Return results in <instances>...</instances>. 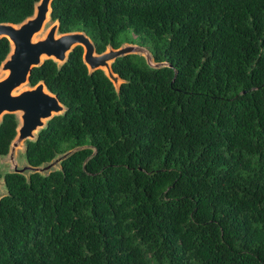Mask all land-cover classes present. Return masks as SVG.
Returning a JSON list of instances; mask_svg holds the SVG:
<instances>
[{"label":"trees","instance_id":"trees-1","mask_svg":"<svg viewBox=\"0 0 264 264\" xmlns=\"http://www.w3.org/2000/svg\"><path fill=\"white\" fill-rule=\"evenodd\" d=\"M40 0H0L19 25ZM59 34L97 54L130 32L149 46L89 72L83 49L46 60L64 106L2 176L0 264H264V0H53ZM10 52L0 38V66ZM0 123V161L17 135Z\"/></svg>","mask_w":264,"mask_h":264},{"label":"water","instance_id":"water-1","mask_svg":"<svg viewBox=\"0 0 264 264\" xmlns=\"http://www.w3.org/2000/svg\"><path fill=\"white\" fill-rule=\"evenodd\" d=\"M52 2L53 0H40L35 6L33 16L19 25L0 24V38H6L10 44V52L0 66V77L5 74V77L0 79V123L7 114L16 115L19 122L17 135L8 153L11 162L17 149L26 141L35 140L46 123L65 110L57 96L51 94L44 83L41 82L35 87L29 86L32 70L40 67L44 61L52 60L62 65L69 53L80 46L83 49V62L89 72L104 71L116 90L121 80L112 73L111 65L118 58L135 54L143 56L152 68L167 65L155 64L149 51L130 44L118 49L108 48L102 54H97L94 44L84 33L59 34L57 23H54L42 37L36 38L50 21ZM24 86L27 88L23 89ZM54 163L36 169L28 166L22 169L14 167L13 171L43 172L50 170Z\"/></svg>","mask_w":264,"mask_h":264},{"label":"rangeland","instance_id":"rangeland-1","mask_svg":"<svg viewBox=\"0 0 264 264\" xmlns=\"http://www.w3.org/2000/svg\"><path fill=\"white\" fill-rule=\"evenodd\" d=\"M52 25L53 24L50 21L45 24L44 34H46V32L49 30V28ZM121 40L124 41L122 47L125 46V45L130 44V45L140 46L143 49L149 51V46L140 44L139 40L137 39V37L134 36L130 32L123 33L121 35ZM4 77H5V74H3V76H1L0 79H2ZM25 88H27V86L23 87V89H25ZM14 167H16L18 169H22L24 167H27L26 160H25V155H24V145H22L21 148L16 150L15 156H14L12 162L9 160V156L8 155L1 158V161H0V198L2 196H4L5 193H6L5 188H4V183H3L2 176L5 173H7V172L13 171ZM43 167H45V166H43ZM43 167H41V168H43ZM57 167H58V163L55 162L54 165L51 168H57Z\"/></svg>","mask_w":264,"mask_h":264},{"label":"bare ground","instance_id":"bare-ground-1","mask_svg":"<svg viewBox=\"0 0 264 264\" xmlns=\"http://www.w3.org/2000/svg\"><path fill=\"white\" fill-rule=\"evenodd\" d=\"M43 35H44V29H43V31H42L41 34H38V35L36 36V38H37V37H42Z\"/></svg>","mask_w":264,"mask_h":264}]
</instances>
